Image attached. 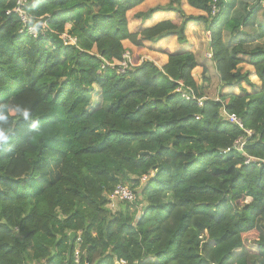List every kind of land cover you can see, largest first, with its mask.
Here are the masks:
<instances>
[{"label":"trees","instance_id":"16d2710c","mask_svg":"<svg viewBox=\"0 0 264 264\" xmlns=\"http://www.w3.org/2000/svg\"><path fill=\"white\" fill-rule=\"evenodd\" d=\"M24 1L25 23L16 0H0V264H264L262 3L231 12L227 0H186L202 13L188 16L171 0L135 13L129 31L146 0ZM190 23L204 24L229 89L217 100L204 98L207 69L198 86L185 49H164L161 67L137 56L124 74L104 66L122 61L124 42L185 46ZM118 186L136 198L111 209Z\"/></svg>","mask_w":264,"mask_h":264},{"label":"rangeland","instance_id":"374dc122","mask_svg":"<svg viewBox=\"0 0 264 264\" xmlns=\"http://www.w3.org/2000/svg\"><path fill=\"white\" fill-rule=\"evenodd\" d=\"M240 0H227L228 2V9L233 12L236 8L240 7L239 4ZM247 2H251L252 4H255L257 1L261 2V0H245ZM171 0H146V2L135 9L134 11L130 12L128 14L129 16V25L128 29L129 31H134L137 28H139L141 25L138 22V20L133 18V15L138 10L141 9L142 11H146L147 9L154 7V6H165L169 4ZM259 2V3H260ZM260 4L263 7V12H261L260 18L261 21L264 20V2H261ZM180 7L183 9L184 13L188 16H196L197 14H202L200 11H197L191 7H189L186 3V0H180ZM173 12H167V13H156L154 14L152 20L144 22L142 27H149L152 24H154L155 21H161L165 17H173ZM185 36L187 39V44L185 46L179 45L177 43V40L175 37L170 38H163L158 40L155 43H145L144 49L137 51L133 46H131L128 42H124V46L128 49L127 53L129 54L130 58L133 56L139 57L140 62L142 61H151L156 66L161 67L164 61L166 60L167 56L163 53L164 49H167L171 52H178L183 49L190 51L194 54L197 63L199 64L197 68L194 69L192 72V76L198 86H201L202 80H203V68L207 69V76H208V82L207 85H203V91L202 94L204 95L205 99H211V100H217L218 93L220 90L223 92L229 91L227 87H222L219 84L218 77L215 74V70L213 68V65L211 63L209 55V38L208 35L204 31V24L203 23H190L187 27V30L185 32ZM227 40V37H226ZM259 44L264 45V39L259 42ZM134 65V64H133ZM250 72L252 73V69H250L247 66L242 67V72ZM249 80L255 84L259 85L258 80L255 75L251 74L249 76ZM243 88H245L248 92H251V88H249L246 84L242 85ZM235 93H239L238 89L234 90ZM144 180V178H143ZM143 205L138 206L137 210L141 211ZM259 232L264 233V227L259 226L258 227ZM256 233H251L245 237V244L248 248L253 250L255 248L254 244L252 243L253 240H256Z\"/></svg>","mask_w":264,"mask_h":264},{"label":"built area","instance_id":"2783aa9c","mask_svg":"<svg viewBox=\"0 0 264 264\" xmlns=\"http://www.w3.org/2000/svg\"><path fill=\"white\" fill-rule=\"evenodd\" d=\"M261 2H264V0H261ZM24 5H25L24 0H16V7L14 9V12L16 14H18L19 17L22 19V21L25 23L27 21V19H26L24 10H23ZM215 13H216V8L213 7L212 8V14H215ZM27 32L29 35H32L33 37L36 36V30L32 27H28ZM61 38H62L64 45H68V44L75 45V43H76V40L73 39L72 37L68 36V35H63ZM208 57L209 58L211 57L210 53H209ZM104 66L110 67L112 69L115 68L117 71V74H124L127 69H129L130 67H134L132 60H131V58L127 52L124 54L122 61H120V62L115 61L112 64L105 63ZM178 91L181 92V95L185 100L196 101L198 106L202 105L203 99H196V97L191 93V91H187L184 89H181V90L179 89ZM224 117L229 121V123H232V124L237 125L239 127L241 126L240 122L237 120V118L234 115H228V114L224 113ZM234 147L236 149L237 148L240 149L242 147V142L241 141L237 142ZM228 151L229 150L224 151L223 153L225 154ZM135 198L136 197H135L134 193L127 186H118L113 191V193H111L108 196L109 206L111 209H113L117 202L132 203V202H134ZM76 258H77V253H76ZM120 264H126V263L120 262Z\"/></svg>","mask_w":264,"mask_h":264},{"label":"crops","instance_id":"0c3cea01","mask_svg":"<svg viewBox=\"0 0 264 264\" xmlns=\"http://www.w3.org/2000/svg\"><path fill=\"white\" fill-rule=\"evenodd\" d=\"M138 11H142L141 9H139ZM197 15H200V14H197ZM165 18L163 19V20H161V21H166V20H171V19H173L174 18V15H173V17H168V16H164ZM158 22H160V21H155L154 22V24H152L151 26H153V25H155L156 23H158ZM151 26H149V27H151ZM142 28H145L144 26L142 27ZM167 61V58H166V60L164 61V63ZM163 63V64H164ZM199 65V64H198Z\"/></svg>","mask_w":264,"mask_h":264}]
</instances>
